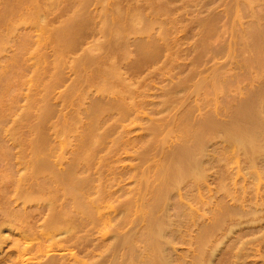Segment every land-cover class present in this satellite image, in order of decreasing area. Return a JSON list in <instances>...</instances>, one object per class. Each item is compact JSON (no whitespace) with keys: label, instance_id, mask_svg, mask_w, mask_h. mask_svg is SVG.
<instances>
[{"label":"rangeland","instance_id":"374dc122","mask_svg":"<svg viewBox=\"0 0 264 264\" xmlns=\"http://www.w3.org/2000/svg\"><path fill=\"white\" fill-rule=\"evenodd\" d=\"M263 34L264 0H0V264H264L226 134L264 131Z\"/></svg>","mask_w":264,"mask_h":264},{"label":"bare ground","instance_id":"6f19581e","mask_svg":"<svg viewBox=\"0 0 264 264\" xmlns=\"http://www.w3.org/2000/svg\"><path fill=\"white\" fill-rule=\"evenodd\" d=\"M257 21H259V20H257ZM257 25V24H256ZM258 25H259V23H258ZM257 25V26H258ZM254 26V25H253ZM258 27H260V26H258ZM250 32V31H249ZM258 34V33H257ZM251 35H253V34H251ZM259 35V34H258ZM264 35V34H263ZM262 35V36H263ZM258 37V36H257ZM260 38V37H259ZM261 38H263V37H261ZM260 38V40H262ZM252 39V38H251ZM253 40V39H252ZM256 40V39H255ZM259 40L257 41L256 40V43H257V45L260 47V45H259V43H261V42H259ZM262 44V43H261ZM254 46L256 47V44H254ZM257 46V47H258ZM262 46V45H261ZM264 46V45H263ZM255 48V54L253 53V55H257L258 54V56H259V54L261 53H258L257 52V49L258 48ZM262 47H260V49H261ZM259 50V49H258ZM260 51H262V53H263V51H264V49H262V50H260ZM257 52V53H256ZM262 53L260 54L261 56H262ZM264 55V54H263ZM256 57L255 59H257V58H259V57ZM263 57V56H262ZM261 57V58H262ZM253 58V57H252ZM260 58V59H261ZM249 59V58H248ZM259 59V60H260ZM254 60V59H253ZM245 61H250L251 62V60H246L245 59ZM257 61V60H256ZM263 61V58L261 59V62ZM233 62V61H232ZM261 62H258V63H261ZM258 63H256V64H258ZM262 63H264V62H262ZM244 64V63H243ZM234 65V64H233ZM249 65H251V64H249ZM258 65H260V64H258ZM263 65V64H262ZM248 66V65H247ZM261 66V65H260ZM249 68V67H248ZM250 69V68H249ZM261 72V71H260ZM250 73V72H249ZM248 73V74H249ZM253 74H254V72H253ZM254 76H256V75H254ZM254 78H256V77H254ZM253 78V79H254ZM251 80H252V78H251ZM256 82V81H255ZM260 82V81H259ZM253 90H254V88H253ZM256 92H258V91H256ZM264 92V91H263ZM254 93H255V91H254ZM253 93V94H254ZM260 93H261V91H260ZM250 95H252V94H250ZM258 95H260L259 93H258ZM256 96V97H259V99L261 98L260 96ZM261 95H263V94H261ZM264 96V95H263ZM262 96V97H263ZM254 98V97H253ZM256 100V99H255ZM254 100V101H255ZM257 100H258V98H257ZM263 100V99H262ZM253 101V102H254ZM252 102V101H251ZM262 102V101H261ZM244 103V102H243ZM248 103H250V102H248ZM254 103H256V102H254ZM258 104V103H257ZM261 104V103H260ZM241 105V104H240ZM264 105V104H263ZM263 105H261V106H263ZM245 106H246V104H245ZM245 106H244V108H245ZM237 107V106H236ZM248 107V106H247ZM251 108H252V106H250ZM257 107H258V105H257ZM241 108H243L242 106H241ZM264 108V107H263ZM246 109V108H245ZM252 109H254V108H252ZM257 109V108H256ZM262 109V108H261ZM263 110V109H262ZM248 111H249V109H248ZM242 113V112H241ZM247 113V112H246ZM246 113H244V115L246 116ZM250 113H252V110H251V112ZM250 113H247V116H246V118L248 119V118H250L251 116H252V114H251V116H250ZM254 113V112H253ZM256 114V113H255ZM239 115H240V113H239ZM244 115H243V113H242V116H239V117H243L244 118V120L246 119L245 117H244ZM257 114H256V116L253 114V117H251L250 118V120H252V123H255L256 125H258V121H260V119H257L258 121H256V119H255V117L257 118ZM263 116V115H262ZM259 118V117H258ZM263 118V117H262ZM247 119L245 120V121H247ZM253 119H254V121H253ZM230 120V119H229ZM236 120H238V119H236ZM242 119H240V121H241ZM249 120V119H248ZM249 120V121H250ZM263 120V119H262ZM239 121V120H238ZM239 121V122H240ZM249 121H247V122H249ZM251 122V121H250ZM249 122V123H250ZM215 123V122H214ZM234 123V122H233ZM229 124V126L227 127V133L226 134H228V137H231V138H233L234 139V141H235V144H238V147L241 145V146H243L244 145V147L245 146H247L246 148H247V150H250L249 152L251 153H253V154H256V153H258L259 151V153H260V156H259V153L257 154L259 157H261V155L263 156L264 155V151H263V149H264V141H263V139H261V137L263 136L264 137V133H263V135L262 134H260V136H259V133L262 131V132H264L263 130H261V131H259V128L257 127V128H253V125H252V127L250 128V126H248L249 127V129L247 130V129H245V128H247L246 126H247V124L246 125H244L245 126V128H244V126H242L241 124H236V123H238V122H236L235 121V123L234 124ZM240 123H242V122H240ZM260 123V122H259ZM261 124V123H260ZM208 125V124H207ZM250 125V124H249ZM261 125H263L264 126V123H262ZM205 126H206V123H205ZM262 126V127H263ZM219 128V127H218ZM207 129V128H206ZM216 129V128H215ZM199 132V131H198ZM202 132H203V130H202ZM224 133V132H223ZM210 134V133H209ZM224 135V134H223ZM227 136V135H226ZM231 140V139H230ZM234 141H233V144H234ZM260 142H261V145H260ZM201 143V142H200ZM240 146V147H241ZM237 147V148H238ZM263 147V148H262ZM242 148V147H241ZM245 148V149H246ZM260 149H262V150H260ZM240 151H242V150H240ZM261 152L263 153V154H261ZM247 154V153H246ZM186 155V154H185ZM195 155V154H194ZM250 157V156H249ZM248 157V158H249ZM189 159L190 158H188V161H189ZM252 159V158H251ZM255 158H253V160H254ZM264 159V158H263ZM256 160V159H255ZM187 161V160H186ZM187 161V162H188ZM204 161V160H203ZM249 161V160H248ZM251 161V160H250ZM190 162V161H189ZM196 162H198V161H196ZM255 163H256V161H254ZM194 163V162H193ZM193 163H192V166L194 167V165H193ZM188 164H190L191 165V163H188ZM253 164V163H252ZM184 165H186V162L184 163V161H183V164H182V161H181V163L179 162V164H178V166H176V168L174 167V166H172V167H174L175 169H174V171L172 172L171 171V173H174V175H175V173H178V174H180L183 170L185 171V173L187 172L188 173V170L189 169H187L186 167H188L189 168V166H186V167H184ZM202 165V164H201ZM192 166H190V168L192 167ZM203 167V166H202ZM197 168V167H196ZM195 168V169H196ZM192 169V168H191ZM190 169V170H191ZM168 170V169H167ZM172 170H173V168H172ZM192 171V170H191ZM195 171V170H194ZM167 172V171H166ZM190 172V171H189ZM196 172H197V170H196ZM169 173H170V171H169ZM184 172H182V174H183ZM193 173V172H192ZM192 173H189V174H192ZM165 174V173H164ZM181 174V175H182ZM166 176L168 175V172H167V174H165ZM184 175V174H183ZM160 176H162V175H160ZM164 176V175H163ZM169 176H171V174L169 175ZM186 176V175H185ZM185 176H184V178H185ZM165 177V176H164ZM168 177V176H167ZM170 178V177H169ZM168 178V179H169ZM175 178V177H174ZM164 179H167V178H164ZM164 179L161 177V181L163 182L164 181ZM166 181V180H165ZM177 181V180H176ZM185 181V180H184ZM167 183H168V181H167ZM166 183V185H168ZM169 184H170V182H169ZM168 188H169V186H167ZM160 193V192H159ZM162 193V192H161ZM261 195V194H260ZM165 196V195H164ZM159 197V196H158ZM263 198V197H262ZM162 199V198H161ZM165 199V198H164ZM159 200V199H158ZM262 200H264V199H262ZM23 201V200H22ZM161 201V200H160ZM260 201V200H259ZM264 202V201H263ZM156 203V202H155ZM155 203H153V204H155ZM161 203V202H160ZM24 205V204H23ZM259 207H260V205H259ZM258 207V208H259ZM20 209H18V211H19ZM21 212V211H20ZM54 213V212H53ZM257 213V212H256ZM20 214V213H19ZM8 215V214H7ZM18 215V214H17ZM25 217V216H24ZM27 217V216H26ZM15 218H18V217H16L15 216ZM49 218H51L50 216H49ZM27 219V218H26ZM47 219V218H46ZM15 221H17L16 219H14ZM24 220V219H23ZM22 220L20 219V222H21ZM48 221H49V219H48ZM57 221H58V219H57ZM1 222V221H0ZM22 223V222H21ZM25 223V222H24ZM23 223V224H24ZM55 222H53V224H54ZM1 224V223H0ZM19 224V223H18ZM27 224V223H26ZM6 225L8 226V224L6 223ZM55 225L56 224H54V225H50V226H54V228H55ZM58 225H60V224H58ZM19 226V225H18ZM158 226V225H157ZM3 227V226H2ZM21 227H23V226H21ZM25 227H26V229H27V226L25 225ZM32 227V226H31ZM41 227V226H40ZM56 227H58V226H56ZM61 227V226H60ZM29 228V227H28ZM52 228V227H51ZM59 228V227H58ZM156 228V227H155ZM37 229H38V227H37ZM37 229H36V231H37ZM159 229V228H158ZM0 230H1V227H0ZM2 230H3V228H2ZM21 230H23V229H21ZM30 230H31V228H30ZM41 230V229H40ZM53 230H55V229H53ZM56 230H58L57 228H56ZM161 230V229H160ZM27 231V230H26ZM34 231H35V229H34ZM22 232V231H21ZM24 232V231H23ZM32 232V231H31ZM38 232V231H37ZM53 232V231H52ZM57 232H61V231H56V233ZM26 233V232H25ZM32 233H34V232H32ZM31 233V234H32ZM42 233V232H41ZM40 233V234H41ZM55 233V232H54ZM1 234V233H0ZM36 234H39V232L38 233H36ZM35 235V234H34ZM33 235V236H34ZM54 235V234H53ZM0 237H1V235H0ZM35 237H36V235H35ZM37 238V237H36ZM53 238V237H52ZM65 238V237H64ZM68 238V237H67ZM61 239V238H60ZM66 239V238H65ZM64 240V239H63ZM252 241V240H251ZM24 243H26L25 241H24ZM30 243V242H29ZM23 245H25V244H23ZM22 245V246H23ZM40 246V245H39ZM64 246V245H63ZM18 248V247H17ZM27 248V247H26ZM28 250H29V248H27ZM18 252V251H17ZM26 252V251H25ZM46 252H48L47 250H46ZM17 254V253H16ZM160 255V254H159ZM163 255V254H162ZM20 256V255H19ZM24 258V257H23ZM50 258V257H49ZM52 258V257H51ZM53 258H54V256H53ZM55 258H56V256H55ZM59 259V258H58ZM49 260V259H48ZM57 260V259H56ZM55 260V261H56ZM51 262H52V259H51ZM24 263V262H23ZM49 263V262H48ZM43 264H45V263H43ZM52 264H56V263H52Z\"/></svg>","mask_w":264,"mask_h":264}]
</instances>
